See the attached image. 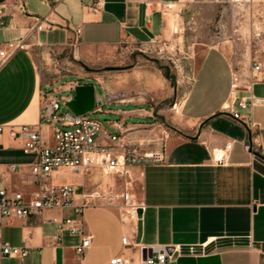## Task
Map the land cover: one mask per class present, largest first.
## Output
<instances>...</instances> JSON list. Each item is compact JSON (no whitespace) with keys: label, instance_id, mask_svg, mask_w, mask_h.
Here are the masks:
<instances>
[{"label":"crops","instance_id":"1","mask_svg":"<svg viewBox=\"0 0 264 264\" xmlns=\"http://www.w3.org/2000/svg\"><path fill=\"white\" fill-rule=\"evenodd\" d=\"M158 1L103 0V8L93 13L90 6L95 0H62L57 4L22 0L26 13H21L15 0H0L5 6L0 44L26 37L37 20L51 25V30L29 38L25 50L4 63L0 59V125H36L40 93L57 86L55 82L51 85L39 69L36 49L74 46L77 28L81 29V47L153 43L172 27ZM145 3L151 8L146 9ZM233 74L231 63L221 51L210 50L204 56L181 104L182 112L189 114L186 119L197 126L192 136L160 129L157 119L161 115L152 106L105 104L101 114L111 119V133L121 135L125 143L140 144L164 155L161 164L129 169L130 193L141 209V217L107 206L110 193L122 192L119 179L112 178L104 185L96 171L84 177L59 173L55 182L82 186L86 195L105 197L90 199L83 211L85 232L92 236L90 247L79 258L74 251L79 236L65 235L62 245H53L56 229L47 220L72 217L73 213L47 212L3 226L0 243L30 250L23 262L9 260L7 264H109L119 256L135 263L142 248L167 245L180 248L170 264H264V79L258 78L247 88L250 81L240 77L234 90ZM249 95L258 102L241 113L257 125L252 131L242 121L221 115L238 111V98ZM105 98L96 93L98 102ZM50 135L51 129L43 127L45 145L51 144ZM213 151L224 152V164L212 161ZM33 161L18 141L3 137L0 188L21 192L25 197L33 193L36 188L28 175ZM12 167L19 171H11ZM75 202L80 203L79 195ZM123 237L128 239L127 246L121 243Z\"/></svg>","mask_w":264,"mask_h":264},{"label":"built area","instance_id":"2","mask_svg":"<svg viewBox=\"0 0 264 264\" xmlns=\"http://www.w3.org/2000/svg\"><path fill=\"white\" fill-rule=\"evenodd\" d=\"M57 4L62 0H48ZM179 0L158 1V6L163 12L169 11L171 4ZM222 2L224 0H213ZM235 5L247 4L250 0H226ZM15 5L21 13H26L22 0H15ZM104 6L103 0H95L90 6L93 13H97ZM146 9L151 8L150 3H145ZM0 4V28L4 26L3 10ZM160 12V11H159ZM163 12H160L161 14ZM264 20V19H263ZM51 30V25L46 21H39L26 37L16 41L0 44V59L4 63L18 51L26 49V41L34 37L36 33ZM74 42H81V29L74 31ZM262 72V66L258 62L251 64V73L247 88L256 81ZM238 76L232 75V88L237 90ZM82 85H86L84 79H80ZM78 82L69 90L78 86ZM95 88V87H94ZM56 93L43 90L40 93V115L36 125H0V140L7 137L21 144L25 155L34 157L29 166V179L36 190L28 197L18 191H10L0 188V232L3 226L14 220H24L31 216H41L47 212L58 211L60 213L71 212L72 217L62 216L51 218L47 223L56 229V235L52 237L53 245H62L65 235L80 237V243L74 247L77 257L85 254L91 245L92 236L85 232L82 219L84 209L90 204L92 198H105L104 196L86 195L83 187L71 183H57L54 181L56 175L65 172L77 176H86L92 171L101 176L119 179L122 184L120 194H109L107 206L117 208L120 213L137 218L138 210H141L134 202L130 193L132 179L129 169L132 167H146L164 162V155L160 151L146 150L140 144L125 143L121 135L104 130L100 123L89 114L83 116L74 115L66 106L72 97L58 98ZM258 100L252 95L248 98H238V111H231L234 119L240 120L252 131L257 125L251 122L249 117L243 116L241 112L246 111L257 104ZM108 103V99L98 102L91 113L101 114L102 108ZM62 107L65 109L62 110ZM51 129V144L42 142L43 127ZM230 146H227L229 149ZM212 161L217 165L225 162L222 151H213ZM11 171H19L18 167H12ZM80 196V203L75 198ZM128 239L123 237L121 243L127 246ZM190 252H192L190 250ZM30 250L26 246L13 247L7 243H0V264H7L9 260L23 262L29 256ZM180 253L178 246L167 245L151 248H142L140 251L139 264H170L175 255ZM109 264H129L122 256L115 257Z\"/></svg>","mask_w":264,"mask_h":264},{"label":"rangeland","instance_id":"3","mask_svg":"<svg viewBox=\"0 0 264 264\" xmlns=\"http://www.w3.org/2000/svg\"><path fill=\"white\" fill-rule=\"evenodd\" d=\"M263 19L264 0L241 5L226 0H182L165 11V20H171L172 27L153 43L81 47L74 42V46L36 49L35 56L45 79L57 84L48 91L61 88L55 92L58 98L73 97V90L66 88L83 84L80 79H84L98 95L104 94L108 104L152 106L161 115L157 119L160 129L192 136L197 126L186 119L189 114L182 112L181 104L210 50L221 51L243 81L250 78L251 64L260 63L258 78L264 79ZM89 116L111 132L110 118L96 113ZM110 179L102 175L104 185L110 184ZM129 264L139 262L131 260Z\"/></svg>","mask_w":264,"mask_h":264},{"label":"water","instance_id":"4","mask_svg":"<svg viewBox=\"0 0 264 264\" xmlns=\"http://www.w3.org/2000/svg\"><path fill=\"white\" fill-rule=\"evenodd\" d=\"M84 69H87L82 65ZM96 92L92 85H78L73 89V97L65 103V106L76 116H83L91 113L95 108ZM221 115H232L221 113ZM204 124V123H203ZM195 139V138H194ZM138 217H141V210L137 212Z\"/></svg>","mask_w":264,"mask_h":264},{"label":"bare ground","instance_id":"5","mask_svg":"<svg viewBox=\"0 0 264 264\" xmlns=\"http://www.w3.org/2000/svg\"><path fill=\"white\" fill-rule=\"evenodd\" d=\"M172 7H175V3L172 4ZM172 7H171V8H172ZM171 8H170V9H171ZM226 105H228V104H226ZM176 106H177V105H176ZM228 107H229V106H225V108H228Z\"/></svg>","mask_w":264,"mask_h":264}]
</instances>
